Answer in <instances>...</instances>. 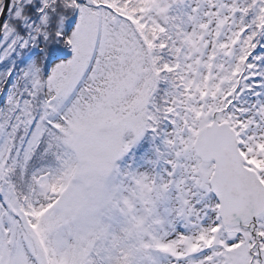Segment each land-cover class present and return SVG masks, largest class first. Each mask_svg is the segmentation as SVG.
Returning a JSON list of instances; mask_svg holds the SVG:
<instances>
[{
	"label": "snow or ice",
	"instance_id": "snow-or-ice-1",
	"mask_svg": "<svg viewBox=\"0 0 264 264\" xmlns=\"http://www.w3.org/2000/svg\"><path fill=\"white\" fill-rule=\"evenodd\" d=\"M0 264H264V0H0Z\"/></svg>",
	"mask_w": 264,
	"mask_h": 264
}]
</instances>
